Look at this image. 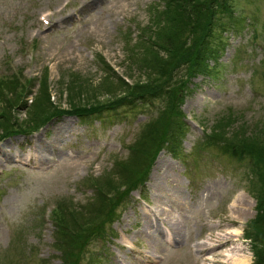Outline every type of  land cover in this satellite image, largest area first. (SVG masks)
<instances>
[{"label": "rangeland", "instance_id": "obj_1", "mask_svg": "<svg viewBox=\"0 0 264 264\" xmlns=\"http://www.w3.org/2000/svg\"><path fill=\"white\" fill-rule=\"evenodd\" d=\"M163 5L0 0V264H234L238 243L254 264L264 0L217 6L202 69L170 86Z\"/></svg>", "mask_w": 264, "mask_h": 264}, {"label": "trees", "instance_id": "obj_2", "mask_svg": "<svg viewBox=\"0 0 264 264\" xmlns=\"http://www.w3.org/2000/svg\"><path fill=\"white\" fill-rule=\"evenodd\" d=\"M223 3L224 0H163L165 5L160 10L156 8L154 11V20L161 23V28L154 36L162 43L158 44L167 50L168 55L166 59L152 66L155 68L161 65L162 71L160 72V69L158 71L161 76L166 77L168 86L175 75H181L179 80L186 82V78L202 69L203 61L208 58L209 38L214 34L216 17L219 13L216 8ZM151 33L153 34L152 31ZM161 81H149L148 86L157 85ZM183 82L180 85H183ZM4 85L7 86V82H4ZM15 86L20 87L21 91L25 90L24 85ZM140 86L141 90L157 92ZM173 89L175 88H167L164 91H170L169 100L177 98L179 102L181 97H175L172 93ZM157 90L160 91L162 88L157 86ZM56 110L57 108L52 103H42V106H38L37 111L30 112V115L38 114L40 111L38 118L43 119ZM37 122L38 119L30 117L31 127L35 125L33 129L39 128L36 126ZM242 140V147H248L249 154L253 155L256 162L261 165L258 185L252 189L256 202L255 215L247 222L244 230L246 238L252 242L254 264H264V141L256 143L251 140ZM73 220L77 221L75 218Z\"/></svg>", "mask_w": 264, "mask_h": 264}, {"label": "bare ground", "instance_id": "obj_3", "mask_svg": "<svg viewBox=\"0 0 264 264\" xmlns=\"http://www.w3.org/2000/svg\"><path fill=\"white\" fill-rule=\"evenodd\" d=\"M92 4V3H91ZM44 146L42 144L39 145V148L41 150V148H43ZM13 156V155H12ZM11 156V157H12ZM7 159H4V158H0V163H2L3 161H6ZM166 166V165H165ZM168 167H166L163 171V174H167V175H171L170 172H171V166L168 164L167 165ZM246 200V199H244ZM147 222V220H146ZM150 224V223H149ZM156 227V226H155ZM153 232V231H152ZM232 233H229V232H224L222 235V237H225V236H229V234H233V235H239V232L236 230V229H233L231 231ZM221 234V233H219ZM225 235V236H224ZM151 238L153 239V241L155 242L156 241V238L154 236H151ZM157 242V241H156ZM232 248L234 250H231L229 252H227L225 255H227V257L229 258L230 262L231 263H236V264H240V263H247L249 260H250V254H246L244 252H241L242 250V246L240 243L238 244H235L234 246H232Z\"/></svg>", "mask_w": 264, "mask_h": 264}]
</instances>
